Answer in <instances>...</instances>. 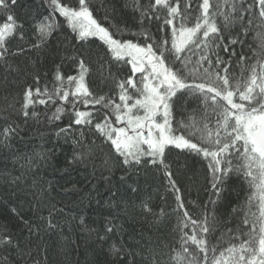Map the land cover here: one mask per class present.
Masks as SVG:
<instances>
[{
  "label": "snow or ice",
  "instance_id": "1",
  "mask_svg": "<svg viewBox=\"0 0 264 264\" xmlns=\"http://www.w3.org/2000/svg\"><path fill=\"white\" fill-rule=\"evenodd\" d=\"M49 4L51 13L33 24L34 42L13 51L11 40L26 39L15 14L18 0H0V68L5 73L19 75L12 58L46 49L62 23L76 42L54 66L51 87L47 82L41 85L39 73L28 83L25 70L20 91L4 97L0 146L8 147L21 130L13 117L25 124L40 121L39 105L45 107L49 123L67 117L68 123L56 135L71 136L77 146L69 163L87 164L107 148L103 166L110 172L123 170L121 181L142 169L161 172L175 207L154 212L150 200H142L138 210L156 231L166 218H174L179 248L143 232L138 240L129 238L134 245L130 248L123 242V226L109 218L104 235L97 238L105 242L117 235L119 241L110 245L109 253L125 264H264V0H127L134 29L115 23L114 9L98 20L92 0H49ZM97 41L104 55L98 57L103 63L95 83L84 44ZM64 62L74 74L64 75ZM173 151L206 162L210 196L196 218L185 204L172 164L166 162ZM32 163L27 159V166ZM233 176L246 186L245 195L225 220L219 204ZM36 199L33 207L39 209L40 196ZM55 211L53 206L48 217H38L46 221L44 228L56 227ZM232 219L235 227L225 229ZM23 222L30 244L40 235L41 225ZM0 253V264H16L18 259L41 264L33 250L22 247L7 229L0 231Z\"/></svg>",
  "mask_w": 264,
  "mask_h": 264
},
{
  "label": "trees",
  "instance_id": "2",
  "mask_svg": "<svg viewBox=\"0 0 264 264\" xmlns=\"http://www.w3.org/2000/svg\"><path fill=\"white\" fill-rule=\"evenodd\" d=\"M92 3L95 5L93 15L98 20L103 19L106 11L114 9V22L134 29V14L125 7L127 0H92ZM51 11L49 0H18L15 14L24 25L26 39H13L9 47L15 51L18 45L27 47L33 43V24ZM56 19L63 21L58 14ZM248 41L253 47L256 46L253 36H249ZM75 44L71 30L62 23V27L50 38L46 49L13 57L14 67H19L21 71L17 75L5 73L0 68V106L4 105L6 95L11 98L20 91L25 82V70L29 73L28 83L32 82L33 74L39 73L41 85L47 82L51 87L54 66L62 62L61 56L65 49ZM84 50L93 62L92 81L98 83V65L103 63L98 57H103V49L97 41L94 44L85 43ZM64 63L61 69L64 75L74 74L68 63ZM103 70L107 71V65ZM111 70L116 71L114 67ZM45 73L48 75L45 76ZM5 75H8L7 83L4 81ZM120 75L125 73L121 72ZM36 111L42 114L39 122L30 120L25 124L22 119L13 117L21 130L8 147L0 146V231L7 229L22 241V247L31 248L41 264H125V261H119L109 253L110 245L119 241L117 235L113 234L105 242L97 238L98 235H104L109 218H114L115 224L123 226V242L130 248L134 245L129 243V238L138 240L141 232L154 239L158 237L169 247L179 248V232L173 230L174 218H166L156 231L155 226L142 219V213L138 210L142 200H150L154 212H159L161 208L168 212L175 207L174 197L167 191L161 172L152 168L142 169L138 173L128 174L125 181H121L120 177L125 175L123 170L113 168L110 172L103 166L107 148L103 154L97 153V158L87 164L69 163L77 146L73 144L71 136L56 135L58 129L68 123L67 117L49 123L43 115L44 106L38 105ZM48 115H51V111ZM0 123L3 121L0 120ZM27 159L33 161L30 167L27 166ZM166 162L172 164L185 204L193 218H196L210 196L206 162L200 157L181 155L175 151L168 155ZM14 177L21 179L13 184L11 181ZM132 187L137 191L133 192ZM245 187L235 176L228 180L219 204L222 219H228L232 207L243 200ZM41 189H44L42 195ZM37 195L40 196L39 209L33 207L37 204ZM53 206L56 211L52 222L56 227L48 230L43 227L46 221H40L38 217H48ZM126 206L129 207L125 210ZM152 219L148 217V221ZM23 221L41 225L40 235L32 238L30 244ZM235 225L236 220L232 219L224 228H233ZM150 227L154 228L151 232ZM37 249H46V252ZM16 264H23V261L18 259ZM137 264L140 262L137 261Z\"/></svg>",
  "mask_w": 264,
  "mask_h": 264
}]
</instances>
